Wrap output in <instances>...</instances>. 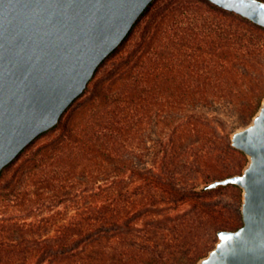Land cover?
Masks as SVG:
<instances>
[{"label": "trees", "instance_id": "1", "mask_svg": "<svg viewBox=\"0 0 264 264\" xmlns=\"http://www.w3.org/2000/svg\"><path fill=\"white\" fill-rule=\"evenodd\" d=\"M173 32L166 62L165 39ZM207 36H215L212 43ZM263 39L264 27L209 0H155L60 124L0 176V264H197L217 245L220 230L239 229L240 206L227 210L217 198L236 185L201 192L170 173L179 139L198 124L175 129L158 173L148 174L126 155L144 119L141 103L205 99L184 84L185 94L165 98L168 104L148 101L158 87L152 85L155 48L170 72L180 66L205 73L210 55L222 58L238 47L262 51ZM173 81L160 84L169 89ZM46 136L52 138L40 142ZM236 173L230 167L221 175ZM136 183L141 191L133 194ZM185 204L191 209L171 216Z\"/></svg>", "mask_w": 264, "mask_h": 264}, {"label": "water", "instance_id": "2", "mask_svg": "<svg viewBox=\"0 0 264 264\" xmlns=\"http://www.w3.org/2000/svg\"><path fill=\"white\" fill-rule=\"evenodd\" d=\"M155 0H0V176L56 128ZM264 27V0H209ZM249 157L240 174L198 191L243 189V225L222 229L197 264H264V101L232 135Z\"/></svg>", "mask_w": 264, "mask_h": 264}, {"label": "rangeland", "instance_id": "3", "mask_svg": "<svg viewBox=\"0 0 264 264\" xmlns=\"http://www.w3.org/2000/svg\"><path fill=\"white\" fill-rule=\"evenodd\" d=\"M214 38L207 36L206 41L212 43ZM175 39L174 32L165 39L169 46L163 53L166 62L170 60L168 54ZM156 51L160 48L153 51L152 78L155 82L152 85L158 87L152 90L148 101L153 98L165 101L172 94L180 98L185 94L184 84L190 86L191 93L203 94L205 99L187 105L174 103L152 107L148 102L141 103L140 114L144 119L139 132L129 141L126 159L132 160L148 174L158 173L175 129L181 126L196 128L192 124H198L196 130L187 132L178 141L177 152L170 165V173L176 176L178 183L181 186L190 183L200 188L216 179L228 177L221 175L227 168L236 167V174L242 173L249 157L233 146L237 152H231L225 142H231L233 133L249 126L259 111L264 98V50L249 53L238 47L234 53H224L222 58L218 54L210 55L205 73L202 67L187 69L180 66L177 71L170 72L160 65ZM165 80H174L173 87L162 86L160 83ZM50 138L52 136H46L40 142H47ZM131 191L138 194L141 191L139 184L136 183ZM217 198L227 210L240 206L242 214V188L231 186ZM191 207V204H185L171 210L170 214L172 217L181 216Z\"/></svg>", "mask_w": 264, "mask_h": 264}]
</instances>
